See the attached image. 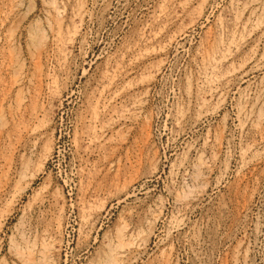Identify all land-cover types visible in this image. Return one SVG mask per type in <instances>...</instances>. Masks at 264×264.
Returning <instances> with one entry per match:
<instances>
[{"label": "rangeland", "instance_id": "374dc122", "mask_svg": "<svg viewBox=\"0 0 264 264\" xmlns=\"http://www.w3.org/2000/svg\"><path fill=\"white\" fill-rule=\"evenodd\" d=\"M0 264H264V0H0Z\"/></svg>", "mask_w": 264, "mask_h": 264}]
</instances>
